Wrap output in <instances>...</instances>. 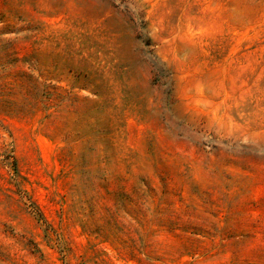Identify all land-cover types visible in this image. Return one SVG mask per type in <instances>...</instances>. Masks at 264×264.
<instances>
[{"label":"rangeland","instance_id":"374dc122","mask_svg":"<svg viewBox=\"0 0 264 264\" xmlns=\"http://www.w3.org/2000/svg\"><path fill=\"white\" fill-rule=\"evenodd\" d=\"M0 264H264V0H0Z\"/></svg>","mask_w":264,"mask_h":264}]
</instances>
